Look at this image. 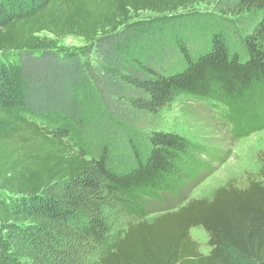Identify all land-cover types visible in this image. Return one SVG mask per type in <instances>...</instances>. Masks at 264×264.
<instances>
[{
	"label": "trees",
	"instance_id": "1",
	"mask_svg": "<svg viewBox=\"0 0 264 264\" xmlns=\"http://www.w3.org/2000/svg\"><path fill=\"white\" fill-rule=\"evenodd\" d=\"M70 36L85 46H56ZM178 95L226 105L243 137L264 127V0H0V264H77L71 241H104L96 264H264V179L146 218L216 161L180 135L143 140ZM117 204L136 221L113 239Z\"/></svg>",
	"mask_w": 264,
	"mask_h": 264
},
{
	"label": "rangeland",
	"instance_id": "2",
	"mask_svg": "<svg viewBox=\"0 0 264 264\" xmlns=\"http://www.w3.org/2000/svg\"><path fill=\"white\" fill-rule=\"evenodd\" d=\"M193 11L205 13L208 19L214 16L210 4H198L193 8ZM147 18L149 15H144L143 19ZM40 36L54 39L45 33ZM56 46L67 50H76L84 47L85 43L80 38L70 36L58 41ZM260 101L262 100L260 99ZM259 103L261 106H256L253 103V108L252 104L250 107L252 118L257 124H262L264 123V102ZM244 106L248 107L249 105L245 104ZM232 114L233 111L229 110L226 105L213 100L178 95L154 118L152 129L142 132L144 141H146L147 134L152 131L180 135L195 145L210 150L205 152V155L196 152L194 156L198 161L207 163L206 158L216 160L210 164L209 169L200 166L195 177L192 175L183 179L181 187L176 193L162 194L160 200H149V215L146 218L156 215L155 213L176 210L192 199H211L213 193L222 187L230 185L242 189L250 181L260 182L264 179V127L243 137L241 135L242 131L246 129L247 119L242 118L241 121H236ZM27 118L39 124L42 122V118L39 117L27 115ZM73 136L77 142L80 141L78 132L74 131ZM144 141H137V146L142 151L144 150ZM213 151H216L219 156L216 153H214L215 157L211 156ZM114 159L116 162L124 159L126 164H130L131 161L127 148L123 147L122 150L121 147V152H116V148L112 146L110 148L112 163H115ZM109 215V222L113 227L110 236L114 237L113 239L122 236L129 222L136 221L120 204H117ZM190 235L199 244L200 252L204 255L208 254L210 247L207 245L206 233L200 227H196L191 229ZM110 236H107L106 239H109ZM105 245L104 241L92 244L93 248L87 249L83 253L78 242L68 243L70 251L74 250L78 253L77 264H96Z\"/></svg>",
	"mask_w": 264,
	"mask_h": 264
}]
</instances>
